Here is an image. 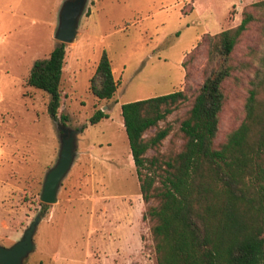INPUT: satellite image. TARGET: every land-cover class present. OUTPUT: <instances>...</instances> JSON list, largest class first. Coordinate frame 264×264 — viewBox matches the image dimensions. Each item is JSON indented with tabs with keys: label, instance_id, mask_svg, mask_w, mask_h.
<instances>
[{
	"label": "rangeland",
	"instance_id": "obj_1",
	"mask_svg": "<svg viewBox=\"0 0 264 264\" xmlns=\"http://www.w3.org/2000/svg\"><path fill=\"white\" fill-rule=\"evenodd\" d=\"M64 1L0 0V245L20 239L43 207L42 181L58 157L63 114L65 125L80 128L75 157L22 264H157L145 217L156 201L141 197L121 104L184 90L186 100L158 122L170 126L168 135L146 156L164 159L180 150V120L208 71V36L236 26L249 11L254 19L235 45L224 82L214 139L219 145L243 119L249 81L262 68L264 0H86L76 35L65 43L53 120L48 94L26 79L35 60L59 42L55 32ZM103 51L117 81L110 99L97 98L88 87ZM98 108L108 117L90 124Z\"/></svg>",
	"mask_w": 264,
	"mask_h": 264
},
{
	"label": "trees",
	"instance_id": "obj_2",
	"mask_svg": "<svg viewBox=\"0 0 264 264\" xmlns=\"http://www.w3.org/2000/svg\"><path fill=\"white\" fill-rule=\"evenodd\" d=\"M254 6L262 5L261 2ZM254 15L245 11L239 24L208 36V71L180 120L183 144L159 159L147 157L168 135L158 127L181 102L184 90L121 104V115L135 165L141 197L148 205L157 264H264V56L249 81L244 117L224 140L214 144L225 101L224 82L232 73L231 54ZM65 43L37 59L26 84L48 94L47 114L57 119ZM89 90L110 99L117 89L111 60L103 51L89 79ZM95 109L89 123L107 118ZM65 115H60L64 123ZM84 126V125H83ZM82 126V127H83ZM156 127L148 138L145 132Z\"/></svg>",
	"mask_w": 264,
	"mask_h": 264
},
{
	"label": "water",
	"instance_id": "obj_3",
	"mask_svg": "<svg viewBox=\"0 0 264 264\" xmlns=\"http://www.w3.org/2000/svg\"><path fill=\"white\" fill-rule=\"evenodd\" d=\"M86 0H65L59 12L55 38L59 42H71L76 35L79 17ZM59 130V152L55 163L45 172L39 199L43 202L41 211L35 215L20 239L9 246L0 245V264H22L24 258L34 249L33 235L45 207L57 201V192L62 179L70 169L76 153V134L80 128H71L57 122Z\"/></svg>",
	"mask_w": 264,
	"mask_h": 264
}]
</instances>
